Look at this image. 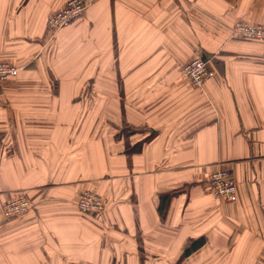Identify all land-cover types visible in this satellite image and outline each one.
<instances>
[{
	"label": "crops",
	"instance_id": "obj_1",
	"mask_svg": "<svg viewBox=\"0 0 264 264\" xmlns=\"http://www.w3.org/2000/svg\"><path fill=\"white\" fill-rule=\"evenodd\" d=\"M69 1L0 0L21 70L0 88V264H264V42L233 35L264 0H90L53 32ZM198 58L202 88L182 74ZM221 168L234 204L206 191Z\"/></svg>",
	"mask_w": 264,
	"mask_h": 264
},
{
	"label": "built area",
	"instance_id": "obj_2",
	"mask_svg": "<svg viewBox=\"0 0 264 264\" xmlns=\"http://www.w3.org/2000/svg\"><path fill=\"white\" fill-rule=\"evenodd\" d=\"M90 0H70L68 4L57 11L49 20L53 32H59L70 27L87 12ZM233 35L238 38L264 42V27L247 22H237L233 26ZM21 70L17 66L0 61V88L5 82L17 78ZM185 80L194 88H202L211 77L209 62L194 59L182 70ZM207 191L216 200L234 204L238 200L237 186L230 172L224 168L213 172L207 182ZM78 208L84 213L103 214L105 201L96 193L84 191L79 196ZM33 207V202L27 196L16 197L2 207L3 216L12 219L27 214Z\"/></svg>",
	"mask_w": 264,
	"mask_h": 264
},
{
	"label": "trees",
	"instance_id": "obj_3",
	"mask_svg": "<svg viewBox=\"0 0 264 264\" xmlns=\"http://www.w3.org/2000/svg\"><path fill=\"white\" fill-rule=\"evenodd\" d=\"M197 249H198L197 242L192 243V245H189L185 250V256L190 255L191 253L195 252Z\"/></svg>",
	"mask_w": 264,
	"mask_h": 264
},
{
	"label": "rangeland",
	"instance_id": "obj_4",
	"mask_svg": "<svg viewBox=\"0 0 264 264\" xmlns=\"http://www.w3.org/2000/svg\"><path fill=\"white\" fill-rule=\"evenodd\" d=\"M213 172H215V171H213ZM213 172H212V173H213ZM212 173H211V174H212ZM211 174H210V175H211ZM208 179H209V177H208ZM208 179L205 181V188H206V191H207V182H208ZM102 198H103V197H102ZM103 200L105 201L104 198H103ZM163 207H164V206H163ZM161 209H162V207H161Z\"/></svg>",
	"mask_w": 264,
	"mask_h": 264
}]
</instances>
